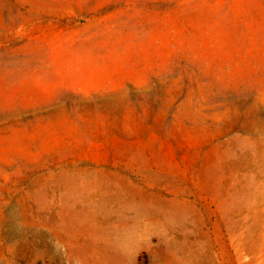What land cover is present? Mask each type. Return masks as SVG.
Returning a JSON list of instances; mask_svg holds the SVG:
<instances>
[{"label":"rangeland","instance_id":"rangeland-1","mask_svg":"<svg viewBox=\"0 0 264 264\" xmlns=\"http://www.w3.org/2000/svg\"><path fill=\"white\" fill-rule=\"evenodd\" d=\"M260 151L264 0H0V264H264Z\"/></svg>","mask_w":264,"mask_h":264},{"label":"bare ground","instance_id":"bare-ground-1","mask_svg":"<svg viewBox=\"0 0 264 264\" xmlns=\"http://www.w3.org/2000/svg\"><path fill=\"white\" fill-rule=\"evenodd\" d=\"M255 156L263 158L264 151L256 152ZM32 186L30 182L27 186L15 185L4 190L0 184V255L4 248L13 257H17L22 248H30L29 240L23 241V238L32 233ZM261 195L264 196V191Z\"/></svg>","mask_w":264,"mask_h":264}]
</instances>
